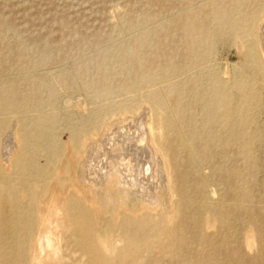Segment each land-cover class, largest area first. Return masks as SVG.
Segmentation results:
<instances>
[{
    "label": "rangeland",
    "instance_id": "1",
    "mask_svg": "<svg viewBox=\"0 0 264 264\" xmlns=\"http://www.w3.org/2000/svg\"><path fill=\"white\" fill-rule=\"evenodd\" d=\"M253 19L264 0H0V101L22 99L69 129L159 101L208 152L187 167L215 219L202 263L264 264V61L239 42ZM217 86L229 93L218 119ZM195 254L189 244L143 264Z\"/></svg>",
    "mask_w": 264,
    "mask_h": 264
},
{
    "label": "bare ground",
    "instance_id": "2",
    "mask_svg": "<svg viewBox=\"0 0 264 264\" xmlns=\"http://www.w3.org/2000/svg\"><path fill=\"white\" fill-rule=\"evenodd\" d=\"M240 37L241 51L264 61V20H251ZM228 105L217 86L211 116L221 118ZM207 155L150 98L70 129L22 99L1 100L0 264L174 261L189 244L193 264H206L212 203L187 167Z\"/></svg>",
    "mask_w": 264,
    "mask_h": 264
}]
</instances>
